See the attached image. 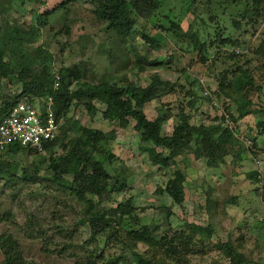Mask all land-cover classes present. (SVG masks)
Segmentation results:
<instances>
[{
    "label": "rangeland",
    "instance_id": "rangeland-1",
    "mask_svg": "<svg viewBox=\"0 0 264 264\" xmlns=\"http://www.w3.org/2000/svg\"><path fill=\"white\" fill-rule=\"evenodd\" d=\"M63 1L25 0L21 4L19 0L11 3L0 0L7 8L0 18L29 27L35 23L37 12L48 14V25L33 47L42 45L54 54L52 72L62 66L78 70L81 86L97 82L104 76L118 84L126 80L145 86L151 82L153 72L175 83L174 91L142 108L149 119L167 114L168 120L162 125L163 135L173 132L179 112L185 108L191 114L192 124L229 126L243 145L242 159L235 155L238 146L231 149L218 166H210L206 158H196L192 146L176 157L175 165L163 168L152 164L144 149L147 143L134 128L133 118H129L126 127L121 121L104 117L106 105L101 101H92L95 110L88 109L85 99L76 101L62 122L79 120L86 127L104 132L108 136L105 149L112 156L101 158L112 176L111 183L117 179L127 182V187L112 193L102 207L109 211L131 199L141 224L148 225L156 239L187 230L188 223L210 225L213 235L203 239L201 244L198 242L199 252L188 255L187 264H229V258L219 247L222 242L229 241L244 254L245 264H264V16L252 27L243 24L236 30L232 18L242 17L238 15V8L231 5V0H196L190 10L187 0H160L155 17L139 19L126 44L107 30L106 23L96 16L93 1L70 3L66 15L60 9L52 13ZM167 16L179 23L186 36L162 31V26L171 25ZM211 16L214 22L219 21L218 24L224 26V35H231L240 44L210 45V40L216 36L214 23L209 20ZM159 33L165 38L159 47H154L143 36L153 37ZM189 37L206 42V56L194 49ZM137 53L148 61L158 60L162 65L148 67L142 60L139 62L141 58ZM240 66L249 70L254 78L251 96L254 112L235 120L230 113L234 112L235 101L226 92L237 97L230 81ZM220 84L226 89L222 90ZM22 88L17 77L4 78L0 85V108L4 100L14 99ZM191 93L194 96H189ZM191 97L194 107L189 105ZM233 116L238 115L234 113ZM75 134L70 132L69 138ZM54 152L60 155L63 149L57 146ZM50 155L46 148L15 155L0 151V162L9 159L19 170L15 177L8 179L0 174V213L3 216L10 213L0 224V234L13 233L21 243L24 256L33 264H88L85 247L91 231L78 223L81 210L87 205L53 181L49 171ZM31 163L39 169L34 181L23 177V169ZM177 169L186 176L185 198L181 204L167 192L159 191ZM255 172L257 178H251L250 174ZM73 177L66 175L69 180ZM122 234L125 242L117 243L112 252H124V260L134 261L132 251H138L156 264L175 263L162 250L143 242L134 244L125 232ZM201 235L197 233L198 237ZM112 238L116 242L115 237ZM2 260L0 251V263Z\"/></svg>",
    "mask_w": 264,
    "mask_h": 264
},
{
    "label": "trees",
    "instance_id": "trees-1",
    "mask_svg": "<svg viewBox=\"0 0 264 264\" xmlns=\"http://www.w3.org/2000/svg\"><path fill=\"white\" fill-rule=\"evenodd\" d=\"M7 1L11 3L15 0ZM19 1L21 4L25 3V0ZM75 1L77 0H64L52 10V13L60 9L62 14L66 15L70 11V3ZM91 1L95 4L96 16L106 23V29L126 44L133 34L137 21L139 19L150 20L155 17L161 6L160 0ZM187 1L190 10L196 0ZM231 5L238 8V15H241L243 19L232 18V26L236 30H240L243 24L252 27L254 23L260 20V17L264 16V0H231ZM3 7L0 3V16L7 12V8ZM47 15L37 12L35 23L29 27L18 22L4 21L0 18V85L4 78L17 77L22 82L23 87L21 93L16 95L14 99L4 100L0 108V122L15 102L20 99L33 102L49 96L54 98L53 109L61 125L56 138L49 141L45 146L51 152L49 171L54 182L63 189L70 190L79 202L87 205L81 210V218L78 223L90 228L91 231L90 241L86 242L87 246L85 247L88 264H94L97 261H101L102 264H156L138 251H132L134 261L131 260V262L124 260V252L113 253L112 249L116 247L117 243L125 242L122 232H125L127 238L134 244L143 242L150 247L162 250L167 258L175 261L174 264H187L188 255L199 252L198 242L201 244L203 239L206 240L213 235V229L210 225L205 227L188 223L187 230L175 231L170 235L156 239L150 227L141 224V218L135 213V205L131 199L119 203L112 210H105L102 203L106 202L112 193L120 192L127 187L125 179H117L111 183L112 176L104 165V159L101 158L108 155L110 159L112 156V153H107L105 149L108 144V136L100 130L84 126L79 120L69 122V119H66L62 122V119L66 117L70 107L76 101L85 99L88 109L95 110L92 101L99 100L106 105L105 118L111 121H121L126 127L129 125V118L136 121L134 128L140 133L142 141L147 143L144 149L148 152L152 164L163 168L175 165L176 157L192 146H194L195 157L206 158L210 166L220 165L231 149L233 150L238 146L240 148L236 150L235 155L242 159V142L237 139V135L231 127L224 128L221 123L192 124L191 114L187 113L185 108L180 110L179 121L174 126L173 132L170 135H163L162 125L168 120L167 114L156 119H149L142 112V108L154 99L174 91L176 84L163 80L156 72H153L151 82L145 86L126 80L118 84L106 76L97 82H86L81 86V73L74 68L62 66L57 72H52L54 54L42 45L33 47L42 29L48 25L49 16ZM198 16L197 14L196 17ZM169 19L171 25L167 28L160 25L162 31H172L175 35L186 36L183 35L179 23ZM209 20L214 23L216 31V36L210 40V45L239 43V40L231 35H224V26L218 24L219 21L214 22V16H211ZM202 22L206 21L202 19ZM143 36L154 47H159L165 39L161 33L153 37L146 34ZM190 41L195 50L201 51L202 55L206 56L207 44L205 41H196V38H190ZM137 55L139 56L138 53ZM7 56H9L8 59ZM139 57L141 58L138 59L139 62L142 60L144 65H148V67L162 65V62L158 60L153 62L144 57ZM232 57L234 58V56ZM203 60L206 61V58ZM56 73L61 77V84L58 89L54 87L53 77ZM230 83L237 96L234 98L230 92H226L235 101L234 112L231 111L230 113H237L238 116L232 114V117L236 120L238 117L241 118L254 112L251 96L255 82L250 71L241 66L238 67ZM76 84L79 86L75 87ZM219 86L222 90L226 89L223 84ZM189 96H194V94L191 93ZM189 105L194 107L192 97L189 100ZM72 131L76 134L69 138ZM57 146L63 149V153L60 155H55L54 148ZM4 150L12 155L22 151H37L22 148L18 144H10ZM18 172L17 166L9 159L0 162V174L7 179L8 177H15ZM38 175L39 169L33 163L23 169V177L26 180L34 181ZM66 175H73L74 177L69 180ZM257 176V172L250 174L251 178H257ZM185 183V174L177 169L166 186L161 187L159 191L167 192L176 203L181 204L185 198ZM5 215L10 216V213H6L4 216L0 213V224L5 221ZM110 230H112V234L108 235ZM198 232L202 233V238L197 236ZM112 237H115L116 242L113 241ZM219 247L229 258V264H245L244 254L231 241L222 242ZM0 251L3 255L0 264H33L26 259L20 241L11 232L0 234Z\"/></svg>",
    "mask_w": 264,
    "mask_h": 264
},
{
    "label": "built area",
    "instance_id": "built-area-1",
    "mask_svg": "<svg viewBox=\"0 0 264 264\" xmlns=\"http://www.w3.org/2000/svg\"><path fill=\"white\" fill-rule=\"evenodd\" d=\"M61 77L54 76V87L58 89ZM207 94V91H206ZM54 98H40L30 102L20 99L0 122V149L18 144L28 150L42 151L46 144L55 139L61 122L54 112Z\"/></svg>",
    "mask_w": 264,
    "mask_h": 264
}]
</instances>
